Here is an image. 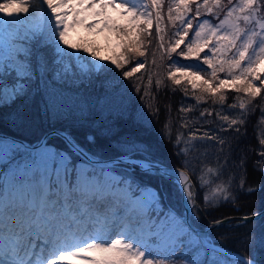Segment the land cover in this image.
<instances>
[{"label": "snow or ice", "instance_id": "obj_1", "mask_svg": "<svg viewBox=\"0 0 264 264\" xmlns=\"http://www.w3.org/2000/svg\"><path fill=\"white\" fill-rule=\"evenodd\" d=\"M166 2L167 19L173 24L179 21L181 27L174 33L179 38L165 51L170 59L176 53L179 58L198 61L197 65H185L175 72L170 70L168 76L180 85L176 72H181L188 77L187 82L193 90L200 89L217 98L221 105L226 101L228 90L244 93L247 100L237 95V103L228 105L230 110H240L235 118L217 113L227 124V128L221 124L220 131L231 128L239 133L249 115V105L264 89V0H227V4L222 0H39V6L36 0H0V108L27 99L33 88L38 90L40 81L49 72L50 63L56 66L53 82L64 79L72 68L66 58L75 60V67L90 81L96 79L94 74L115 73L116 78L100 80L99 85L114 105L122 104L123 93L119 88L123 85L119 78L132 80L134 74L144 68L146 60L141 62L135 58L145 57L140 34L152 36L154 20L158 47L164 49L162 24ZM217 10L224 11L222 19ZM89 11L100 19L89 23L87 16L82 15ZM111 11L122 14L129 23L118 24L109 14ZM193 12L194 15L189 16ZM202 15L214 16L218 23L204 18L194 28L193 21ZM101 23L100 31L111 29L121 39L124 51L118 56L104 57L86 45L70 42L71 28L96 29ZM141 24L146 27L142 28ZM44 48L53 51L51 61L42 54ZM133 61L135 65L125 70V66ZM203 65L210 69L208 79L199 72L188 71ZM218 73H223L225 78L221 79ZM151 83L149 77V87H145L143 93L145 97L150 95ZM156 83L159 86L162 81ZM132 90L140 93V84L132 85ZM184 91L187 94V88ZM46 94V106L55 111L61 104L60 94L55 90ZM195 98L197 102L201 101V96ZM146 107L152 115L159 111L153 110L151 104ZM180 110L187 112L191 108ZM261 113L259 123L264 124V107ZM206 114L212 115L204 109L200 117ZM127 115L137 122L148 121L145 105ZM188 126L187 122L182 125ZM197 132L199 128L190 131L187 137L183 132L176 136L175 146L179 148L176 154L185 157L179 169L154 158L149 144L128 137L120 141L121 154L99 173L74 165L70 173L72 154L82 153V150L68 134L62 137L67 151H53L45 144L35 153V158L14 164L7 175L0 177V264H167L166 259L154 258L153 238L168 251L169 258L180 255L183 258L180 264H226L204 258L209 251L217 250L210 247L197 230L195 184L187 160L192 141L212 140L223 146L225 140L209 131L198 137ZM161 135L171 139L169 124H165ZM261 135L264 137V133ZM87 139L93 141L94 138L89 136ZM259 143L262 150L257 166L264 171V138H260ZM181 144L184 146L180 147ZM18 152L17 145L6 143L0 136V160L7 156L8 163H12L13 154ZM83 155L87 156L86 153ZM243 163L241 160V167ZM120 165L131 168L132 173L117 178L114 172ZM136 169L161 185L166 183L192 211V219L171 204L165 206L164 194L158 187L137 183ZM207 171L217 177L220 175L218 169L208 168ZM53 174L56 177L54 183L50 179ZM198 181L201 187L211 183L204 178L203 172ZM243 184L242 179L239 186L243 187ZM230 187V183L216 185L211 189V195L205 193L204 202L215 205L220 200L235 199ZM254 190L248 189L249 192ZM121 204L127 206L128 214L117 221L116 209ZM117 222L119 230L113 232ZM253 239L264 248V234ZM231 264L260 262L254 256L235 254Z\"/></svg>", "mask_w": 264, "mask_h": 264}, {"label": "trees", "instance_id": "obj_2", "mask_svg": "<svg viewBox=\"0 0 264 264\" xmlns=\"http://www.w3.org/2000/svg\"><path fill=\"white\" fill-rule=\"evenodd\" d=\"M222 3L227 4V0H222ZM201 11L203 13L204 10L201 9ZM224 11H220V18L223 17ZM163 14L165 16L162 24L163 34L168 32L172 43L179 38L174 33L180 29L181 25L179 21L173 24L167 19V2L163 8ZM192 15H194V12L189 14V16ZM211 17L205 15L198 17L193 21L194 28L198 21L204 18L212 19ZM189 37H191V32ZM203 55L204 53H201V56ZM176 61H180V58L172 55L171 59L168 57L167 63H165V60H161L162 64L154 63L149 71L146 69L138 70L132 80L119 78L121 85H123L119 88V91L123 93V102L120 105H114L111 97L99 85L100 80L116 78L113 72H107L104 75L94 74L96 79L91 81L77 78L78 80L75 79L74 82L68 81L69 79L66 77L53 82L54 77L49 75L52 80L45 77L40 82V100L43 99V101L35 106L38 125H35L34 134L37 135L39 132V135L30 137L23 134L22 131L11 129L13 123H18L23 127L27 121L26 116L31 110L30 97L22 102L18 101L10 107L0 108V132L23 137L29 142H36L47 131L59 128L66 130L75 141L89 152L101 157L119 156L121 154L120 141L132 137L149 144L154 158L162 160L167 165L173 164L181 167L185 157L176 154L179 151V148L175 146L177 134L183 132L187 137L190 131L199 128V132L196 133L199 137L204 131H209L210 134H218L223 138L225 144L221 146L217 141L194 140L191 142L192 147L187 160L191 165H195L196 169L200 166H203L204 169H218L220 173L218 177L214 173H207L213 179L214 185L231 184L229 191L235 199H228V204L225 203L227 206L225 204L219 205L218 212L222 214L218 218L233 214L250 215L258 212L264 208V171L259 170L257 166V162L261 160L259 152L262 150L259 139L264 138L261 135L264 133V124L259 123L262 115L261 108L264 107V89L261 90V95L256 97L249 105V115L245 124L240 126L239 133L231 128L227 131H220L221 124L225 128H227V124L218 118L217 113L235 118L240 110L238 108L230 110L228 105L237 103V95L244 97L246 100L247 97L244 93L237 94L232 90H228L225 93L226 101L223 105L217 102V98L207 94L201 96V101L197 102L195 97L202 94L200 89L193 90L191 84L187 82L188 77L180 74L181 72H176L177 79L181 80V84L176 85L168 76V72L170 70L175 72L177 68L183 69L185 65L189 64L197 65L198 61L185 59L183 62L185 65L180 64L179 66H177L178 62L176 63ZM134 65L135 62H132L130 66H125V70ZM170 65L172 66L171 69ZM191 69L205 74L207 79L210 78L208 76L210 69L206 65L192 67ZM218 75L221 79L225 78L223 73H218ZM149 77L152 79L149 88L150 95L145 97L143 93L145 87H149ZM157 80L162 81L159 86L156 83ZM43 82H45V85H43ZM137 83L141 86L140 93L132 90V85ZM114 87L116 86L114 85ZM185 88H187V94H185ZM52 90L58 92L61 98V104L55 111L46 106L48 100L46 93ZM30 95H32V92ZM147 104H151L153 110L159 109L158 113L152 115L146 107ZM142 105H145V113L150 122H137L127 115L129 112L134 114ZM182 107L191 108V111L182 112L180 110ZM204 109H208L212 115L208 116L206 114L201 118L200 113ZM196 121L198 123H194ZM185 122L189 125L187 128L182 127ZM145 123H147V126H145ZM166 123L171 127V139L161 135ZM89 136L94 138L93 141L87 139ZM183 146V144L180 145V147ZM241 160L244 162L242 167L240 166ZM242 179L244 184L243 187H240ZM250 187L255 190L249 192ZM203 191L201 189L204 196ZM223 209L224 212H221ZM230 226L223 227L220 234L210 233L212 240L244 255H256L254 257L260 262L261 256L257 251L259 246L252 243V241L254 237L264 234V218L256 222H249L244 226ZM154 252V258L166 259L167 264H180L183 259L180 255H176L174 259L169 258L168 251L164 248L161 251L156 249ZM212 253L214 255H211ZM207 254L204 257L205 259H216L231 264V258L220 252L209 251Z\"/></svg>", "mask_w": 264, "mask_h": 264}, {"label": "rangeland", "instance_id": "obj_3", "mask_svg": "<svg viewBox=\"0 0 264 264\" xmlns=\"http://www.w3.org/2000/svg\"><path fill=\"white\" fill-rule=\"evenodd\" d=\"M118 2H119V0H118ZM137 2H139V0H137ZM109 14L115 19V22H117L118 24H128L129 23L128 19L125 18L122 14H120L118 12L111 11ZM82 15L87 16L89 23H91L93 20H99L100 19V17L92 16L90 14V11L82 13ZM211 18L212 19H210V20L212 21V23H214V24L218 23V20L215 19L214 16H212ZM222 18L223 17H221L220 19H222ZM102 27H103L102 23L100 25H98L96 29H88L85 26H75V27L70 29L68 38H69L71 43L86 45V46L94 49L95 51H98L101 56H104V57L118 56L122 51H124L123 47L121 46V44H122L121 39L111 29L105 28L103 31H100L99 29ZM141 27L142 28L146 27V25L141 24ZM155 29H156V22L154 20L153 21V27L151 29L152 36H148L146 33L140 34V38L144 42V47L142 50L145 51V57L137 56L135 58V60H138L141 62L146 60V63L144 64V68L139 69V70H145V69L148 71L151 70V67L154 65L153 60H155V63L162 64L161 60H165V63H167V59L169 56H168L167 52L165 51V49L170 47V44L172 41L171 36L168 34V32L166 34H164V49H160L158 47L159 40H158V37L156 36ZM136 31L138 32L139 30L137 29ZM110 33H111V35H110ZM149 40H151V43L148 42ZM183 47H184V45H182L181 48H183ZM177 51H179V49ZM153 53H155V56H153ZM42 54L47 55L50 61L52 60L53 55H54L53 51L49 48H44L42 51ZM172 55L177 56L176 53H173ZM66 60H67V62H69L72 65L71 71H69L68 74L65 76L66 78L69 79L68 81L74 82L75 79H77V78L80 80H88L89 79L87 76L83 75L77 67H75V65H76L75 60H68L67 58H66ZM184 60H185L184 58H180V61H178V63L176 61V63L178 64L177 66H179L180 64L185 65L183 63ZM133 62H135V61H133ZM130 65H126V67H128ZM188 71L192 72L193 70L188 69ZM193 72H196V71H193ZM199 73L201 76L204 77V79H207L205 74H203L201 72H199ZM180 74H182V73H180ZM49 75H51L52 77H55V75H56V66L54 65V63H50L49 72L46 75V77H48L49 80H52V78L49 77ZM164 75H166V74H164ZM65 77H64V79H65ZM262 78H264V77H262ZM192 79H195L197 81V83H202V81H200L197 77H192ZM9 82L11 83V80ZM40 82H42V80ZM43 85H45V82H43ZM261 90H263V89H261ZM203 95H204V93H202L200 96H203ZM29 97L31 98V100H30L31 110L28 112V115L26 116L27 121L25 122L23 127H22V125L20 126V124H18V123H13V126L11 125V129L13 128L16 131H22L23 134L29 135L30 137L31 136L37 137L39 135V132L37 133V135L34 134V129L36 128L35 125H38V123H37L38 122L37 121L38 115L35 113V110H36L35 106L42 103L43 99L40 100V90L39 89L37 90L36 88H33L32 95H30ZM22 101L23 100H20L19 102H22ZM32 139H34V138L32 137ZM5 141L8 144H13L7 140H5ZM55 145H57V146H55ZM47 146L49 148H51L53 151H55V150H60L62 152L64 150L67 151V148H66V146H64L63 141H61L59 139H53L52 142ZM18 147L20 149V152L13 154L15 158L12 160V163H8L9 157H7V156L3 160H0V172L5 171V175H7L9 173L10 169L12 168V166L14 164H16V162L14 160H16L19 163H23V161L25 159H29L30 157L35 158L36 152H31V153L24 152L23 147H20V146H18ZM74 160H75V156H74V158H72V163L69 166V172H70V170H72V165L75 166V164L73 163ZM168 166L180 168V166H176V165L174 166L173 164L168 165ZM82 168H85V166L81 165L80 169H82ZM3 169H5V170H3ZM92 169H94L97 173H99L100 170L103 168L92 167ZM190 169H192V172H190V175L192 176L193 183L195 184L194 192H195L196 199H197V202L195 200L196 205H197L196 222H197V224H199V227H202L204 229H210L211 233L220 234V232H222L221 229L223 227H231L230 225H232V226H244V225H247L249 222H254V221L256 222L257 220L264 218V215H263L259 218H256V219H253L250 221L239 220V219L229 220V221H226L223 224H221L219 227H214V224H215L214 222L217 220L220 221V220H223L225 218L233 217V216H239L240 217V216L254 215V214H257V213L263 211L264 208L259 210L256 213H253L250 215L233 214V215H229V216H226L223 218H218L222 214V213L218 212V207L220 204L227 203V200L226 201L220 200L215 205L210 204V203L206 204L204 202V199H203L204 196L201 193V189L204 190L203 191L204 195H205V193H208L209 195H211V189L214 188L216 185L213 184V179L211 178V176H209L207 174L209 172L207 171V169H204L203 166H200L198 169H196L195 165L190 164ZM132 171L133 170L130 169L129 167L123 166V167L117 168L114 175L117 178H120L119 176H121V175L126 176V174L132 173ZM205 171H207V172H205ZM201 172H203L205 179H208L211 181V183H209L206 187H201L200 183L198 181V177H200ZM135 175L137 177V180H136L137 183L149 184L152 187H158L159 190L164 194V197H165L164 200H166L171 205L177 207L179 209V211L183 212V209H184L183 208V206H184L183 205V199L180 196H178V194L176 192L172 191L166 183L161 185L158 180L145 176L143 173H141L139 171V169L135 170ZM126 178H130V177H126ZM72 179H74V177H72ZM227 204H225V205L227 206ZM228 206H230V205H228ZM234 206L237 207L236 205H234ZM221 212H224V209ZM191 216H192V213H191ZM91 227H92V225H89V228H91ZM119 227H120V225L113 227V232L118 231ZM253 228H254V225H253ZM152 243H153V248L155 250L156 249H157V251L163 250L164 247L159 246L158 242L155 241V238H153ZM252 243H255L254 240L252 241ZM257 251H258V254L261 256L260 264H264V248L257 247ZM211 255H214V254L212 253ZM254 256H256V255H254Z\"/></svg>", "mask_w": 264, "mask_h": 264}, {"label": "water", "instance_id": "obj_4", "mask_svg": "<svg viewBox=\"0 0 264 264\" xmlns=\"http://www.w3.org/2000/svg\"><path fill=\"white\" fill-rule=\"evenodd\" d=\"M52 134H57V135H60V136L63 137L64 134H67V133H66L65 131H63V130H58V129H56V130H52V131H50V132H48V133L45 134L42 143L45 142V140H46L50 135H52ZM0 136L4 137L5 139H9V140H12V141H16V142H20V143H22V144H25L24 141H21V140H19V139H17V138H14V137H12V136H9V135H2V134H0ZM82 153H83V152H82ZM82 153H81V154H82ZM113 160H114V158H113V159H108V160H105V161H99V160H96V163L98 162V163H101V164H110V163L113 162ZM94 162H95V161H94ZM174 168H177V167H174ZM177 169H179V168H177ZM184 204H185V203H184ZM185 215H187L188 218H189V220H191V219H190V211L188 210V206H187L186 204H185ZM263 215H264V210L261 211V212H259V213H257V214L250 215L251 218L248 219L247 221H250V220H253V219L259 218V217H261V216H263ZM244 217H246V216H240V217H239V216H233V217H228V218H225V219H223V220H220V221H222V223H219V224H216V223H215V224H214V227H219L221 224H223L224 222L229 221V220H235V219L244 220V219H243ZM197 230L201 232L203 239H204L205 241L209 242V241L207 240V237H208V233H209L210 229H200V228H197ZM209 245H210V247L215 248L217 251H219V252H221V253H223V254H225V255H228V256L231 257V258H232V256L235 255V254H241V253H239V252H237V251L230 250V249L225 248V247H221V246H217V245H212L211 242H209ZM245 256H246V255H245Z\"/></svg>", "mask_w": 264, "mask_h": 264}, {"label": "bare ground", "instance_id": "obj_5", "mask_svg": "<svg viewBox=\"0 0 264 264\" xmlns=\"http://www.w3.org/2000/svg\"><path fill=\"white\" fill-rule=\"evenodd\" d=\"M36 3H37V6H39V0H36ZM30 19H32V17H30ZM110 35H111V33H110ZM163 203H164V205L165 206H167V205H169L170 203H168L166 200H164L163 201ZM183 212H184V214H185V204H184V201H183ZM165 210H166V207H165ZM116 211H117V221H119L120 220V218H123V217H125L127 214H128V208H127V206L126 205H123V204H121V205H119L118 207H117V209H116ZM119 225V223L117 222L113 227H115V226H118ZM133 227H135V224H133ZM211 232L209 231V235H210V242H211V244L212 245H217V246H221V247H223L221 244H218V243H216V242H214L213 240H212V238H211V234H210ZM230 249V248H229ZM230 250H232V249H230ZM242 254V253H241ZM244 255V254H243Z\"/></svg>", "mask_w": 264, "mask_h": 264}]
</instances>
